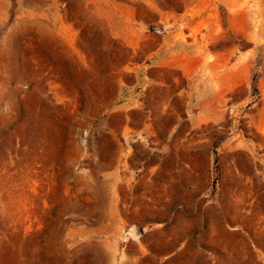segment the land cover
<instances>
[{
	"label": "rangeland",
	"instance_id": "obj_1",
	"mask_svg": "<svg viewBox=\"0 0 264 264\" xmlns=\"http://www.w3.org/2000/svg\"><path fill=\"white\" fill-rule=\"evenodd\" d=\"M0 264H264V0H0Z\"/></svg>",
	"mask_w": 264,
	"mask_h": 264
}]
</instances>
